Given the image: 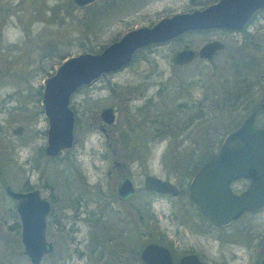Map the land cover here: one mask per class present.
<instances>
[{
	"label": "rangeland",
	"instance_id": "374dc122",
	"mask_svg": "<svg viewBox=\"0 0 264 264\" xmlns=\"http://www.w3.org/2000/svg\"><path fill=\"white\" fill-rule=\"evenodd\" d=\"M190 7L189 0H94L81 8L75 7L71 0H0V66L11 70L1 84L10 86L22 102L30 95L36 110L35 91L41 87L42 79L53 73L61 58L97 52L129 29L150 25L162 16ZM248 30L258 40L250 55L252 46L249 40L245 41L250 46L248 42L242 44L243 34L219 31L184 33L137 50L126 67L102 76L71 96L74 146L66 160L43 158L39 169L32 171L30 162L19 166L0 161V179L4 183L16 190L27 178L42 195L53 198V212L64 214L65 224L76 218V238L80 244L74 246L65 231L58 235L50 227L47 239L56 243L52 254L45 256L41 264H107V260L109 264H132L130 251L125 262L112 259L117 247L136 251L141 243L157 241L161 233L174 245L176 255L188 247L185 237L175 242L172 235L185 233L177 226L178 221L196 217L186 195L188 168L193 169L203 161L204 153L197 155L201 145L232 130L248 114L250 106L264 98V12L252 19ZM211 40L225 44L211 61L195 58L186 65L171 64V54L183 44L196 51ZM241 46L246 55L239 56ZM233 65L238 71L236 75L247 77L246 82L251 85L238 105L231 108V98L223 101L224 94L220 95L218 90L235 88L230 84L223 86L219 81L222 74L234 75ZM190 81L193 84L188 85ZM211 81L214 85H210ZM238 89L241 87L233 90ZM212 91L218 92V96L211 97ZM204 94L207 98L200 117L198 107L190 102L200 100ZM210 98L220 101L214 107ZM178 104L191 107L180 109ZM106 106L114 111L111 125H104L98 116L99 110ZM160 120L167 125L163 138ZM31 122L25 128L31 139L20 149L21 160L33 159L45 142L46 122L42 114H33ZM253 125L264 127L262 113L255 115ZM193 148L197 154L192 153ZM211 149L214 152L215 146ZM123 175L129 176L136 188V195L126 203L118 202L114 193ZM145 175L171 181L178 195L146 194L142 190ZM112 199V211H108L105 202ZM13 205L0 185V264H29L22 254L18 234L11 229ZM137 205L153 215V218L144 216L141 237L135 235L131 222L122 219L132 218L133 206ZM90 212H100L113 223L119 218L126 229L118 244L112 246V257H107L108 248L104 253L106 259L98 263L90 250L94 224ZM239 241L246 244L244 239Z\"/></svg>",
	"mask_w": 264,
	"mask_h": 264
},
{
	"label": "water",
	"instance_id": "95a60500",
	"mask_svg": "<svg viewBox=\"0 0 264 264\" xmlns=\"http://www.w3.org/2000/svg\"><path fill=\"white\" fill-rule=\"evenodd\" d=\"M71 1L81 8L94 0ZM262 9L264 0H217L203 8L174 12L150 25L129 29L97 52L64 57L53 73L41 82V104L48 123L46 154L55 155L61 150L67 152L72 146L74 118L68 105L78 88L90 86L103 75L123 69L141 48L167 42L189 32L239 30L255 11ZM223 47L221 41L211 40L194 51L185 43L173 51L170 62L174 66H182L195 57L211 61ZM257 109L264 113V99ZM254 114L255 110L222 137L217 151L196 170L186 187L187 196L200 213L217 226L228 224L244 210L264 208V128L253 127ZM100 118L103 123L111 124L114 119L112 109L102 108ZM249 176L252 179L241 195L230 192L228 183L231 179ZM142 187L145 191L160 194H178V189L169 180L152 175L143 177ZM4 192L15 201L22 253L30 264H39L42 255L52 247L44 238L49 203L37 190L15 192L5 187ZM116 193L120 198L131 195V180L122 179ZM139 258L142 264H203L191 253L182 255L173 263L165 247L150 242L143 246Z\"/></svg>",
	"mask_w": 264,
	"mask_h": 264
},
{
	"label": "flooded vegetation",
	"instance_id": "af4514ba",
	"mask_svg": "<svg viewBox=\"0 0 264 264\" xmlns=\"http://www.w3.org/2000/svg\"><path fill=\"white\" fill-rule=\"evenodd\" d=\"M215 1H217V0H189L190 5H192V7H190L188 10H184V11H190L194 8H203L208 4L214 3ZM261 12H264V9L255 11L253 13V15L250 17V19L239 30L232 31V30H223V29H211V30L197 31V32L201 33V32L219 31V32H228V33L229 32H234V33L236 32L237 34L238 33L243 34V37L241 40L242 44L248 42L247 45L250 46L249 41L251 43L252 48L250 47L251 49L248 53V55H250V54H252V50L255 49V46H256L255 44H258L257 43L258 40H256V38L254 36L252 37L251 32H249L248 28H249L250 24L252 23V19ZM189 33H195V32H189ZM249 35H251V36H249ZM245 40H249V41H245ZM262 47L264 49V46H262ZM224 48H225V44H224L223 49ZM222 50H220V51H222ZM220 51H218L217 53H219ZM238 51L242 52V54H239V56H243V55L247 54V53H244L242 51V46L240 48L238 47ZM0 56L2 57V54H0ZM1 57H0V59H2ZM195 58H197V57H195ZM197 59H199V58H197ZM199 60L203 61L204 59H199ZM192 61H190L189 63H191ZM10 72H11V70L9 68L7 69V68H3L0 66V161H2V162L4 161L8 165L15 163L19 166L22 163L26 164V163L30 162V164H29L30 171H32L33 169H35V170L39 169V166H40L39 161H40V159L42 160L43 158H45L46 160H49V161H55V160L60 159V158L62 160H66L69 157L71 149L74 146V133H73V131H74V124H75V114H74L73 110L70 108V103H69L68 107L72 111L73 118H74L73 130H72V133H73L72 146L69 149H67V152H65V150H61V151H58L55 155H47L45 150H46V146H47L48 123H47V118L44 115L43 107L41 104V87L37 88L35 91L36 94H34L35 103H36V110H35V108H33L31 105L30 95L26 96L27 97L26 100H24L22 102L18 98L15 97L13 92H11L10 86H6V85L1 84L3 79L5 77L9 76ZM190 82H192V81H190ZM87 87H89V86H87ZM81 88H85V87H81ZM78 89H80V88H78ZM220 90H222V89H220ZM205 95L206 94H204L200 100H192L190 102V103L193 102L196 104V106L198 107V110H199V114H200L199 116L200 117L203 116V107L202 106H204L203 102L207 98ZM214 96L215 95H211V97H214ZM263 99L264 98H262L256 104L251 105L249 108L248 114H250L254 110H255L254 117L256 114L262 113L259 109H257V106L259 105V103ZM70 102H71V97H70ZM188 106H187V104H185L184 109L188 110V108H187ZM106 107H108V106H106ZM189 107H191V106H189ZM102 108H105V107H102ZM100 110H99L98 116H99L100 121L102 122V120L100 118ZM112 111H113V109H112ZM39 113L42 114V116L46 122V130L44 132L45 133L44 145H41L38 148V152L33 159L27 157V158L21 160L20 149L31 139L30 134H27V133L25 134V128H26L27 124L30 125V123H32L31 122L32 115L33 114L38 115ZM262 114L264 115V113H262ZM113 115H114V111H113ZM21 117H24V119H21ZM25 119H27V121H26L27 123L24 121ZM241 121H239V123ZM113 122H114V119H113ZM113 122L111 124H113ZM102 123H101V125H102ZM239 123H237V125ZM103 124L104 125H111V124H105V123H103ZM253 127H256V126L253 125ZM261 128H264V127H261ZM102 131H105V128H102ZM226 133L227 132H225L222 135V137ZM35 134H38V132H35ZM222 137L219 138L218 140H217V137L215 139L211 138L210 146L208 145V143H205V145H201V149H198L199 153L194 148L191 150L192 153H195V154L198 153L197 155L200 154V156H203V153H204V156H203V161L199 162L197 164V166L195 165V167L193 169L188 168L189 169L188 170L189 171L188 182L191 179V177L193 176V174L196 172V170L202 164L207 162L208 159L217 151L218 145H219ZM213 146H215L214 152L211 149ZM205 156H208V158L206 159ZM124 178H129L131 180V178L129 176H124V175L122 176L121 180ZM251 179H252V177H250V176L231 179L228 183V188L232 194L239 196L248 188V185H249ZM0 181H2V180L0 179ZM120 181L117 183L115 190H114V193H115V196H116L118 202L126 203L136 195V188L133 184V181L131 180L132 186H133V193L129 196L124 197V198H120L116 193V188H117L118 184L120 183ZM188 182H187V185H188ZM0 185L3 189V191H4L5 187H8L10 190L15 191V192H27V191H31V190H37L39 192V195L42 198L46 199L49 203L50 210L45 216L44 238H45L46 242L51 243L52 247H51V250L49 252L42 255V258H41L39 264L42 263V260L45 256L52 254V252L54 250V244L56 242L54 241V239H52V240L47 239L48 236L50 235L49 234L50 227L55 228L56 231L58 232V235H61L60 233L65 231L66 235L69 236L68 240L70 242H72L73 244H75L74 246L78 245V243L80 241L78 238H76L77 237V231H78V228L76 227V224H75L76 218L72 217V221L65 224L64 214L53 212L54 211L53 198L51 199L50 197L48 198L47 196L42 195L41 190L39 188H37L35 185L31 184L29 182V179L26 178L22 182L20 188H18L16 190L12 189L7 183H4L3 181H2V183L0 182ZM187 185H186V187H187ZM142 190L144 192H146V194L165 195V194H160V193L153 192V191H145L143 189V187H142ZM178 193H179V191H178ZM4 194L6 195L5 192H4ZM186 195H187V193H186ZM6 196L11 201H13V204H14L15 201L10 196H8V195H6ZM76 198H78V197H76ZM187 198H188L189 205L194 209V213H195L196 217L189 216V217H187V219L184 222L178 221L177 226L182 227L183 231H185V233L181 234L182 236H180V235L178 236V232L177 233L173 232L172 235L174 237L175 242H179V241H181V237H185L184 241L187 243L186 245L188 247H186L184 250L181 251L180 254H177V255L175 254V251L173 249L174 245L171 243V241H169L164 236V234L161 233L160 237L157 238V241H147L145 243H141V245L139 246V248L136 251L135 250H129V249L127 251H125L126 249H124L122 247L120 248L118 246L117 248L119 250L118 249L115 250V252L113 253V257H112V255H111V249H113L112 246H116L118 244L117 241L120 240L121 236L126 234V229L124 227H122V221L118 218L113 223L110 218L102 215L100 212H98V213L96 212L97 214L93 213V212H90L89 214L87 213L88 215H91L94 218V224L92 225L93 230L91 227L92 233L90 234V237H91L90 243L92 246V248L90 250H91V253L93 255H95L96 263H98L99 261H101L103 259H106V258H104L105 257L104 253L109 248L110 252H109V255L107 257L111 256L112 259L115 260L116 262H119V261L123 262L124 259L127 261V257H128L127 255H128V252L130 251V253L132 254V259H133L132 264H142V262L139 258V253H140L141 249L143 248V246L146 243L150 242V243H155V244H158L160 246L165 247L171 256L173 263H175L178 260V258L181 257L182 255L187 254V253H191V254L196 255L202 261L203 264H264V218L261 219V216H264L263 215L264 214V208L257 210V211L244 210L241 213H239L235 218H233L232 221L229 222L228 224L223 225V226H217L213 222H211L208 218H206L204 215H202L200 213V211L197 209L196 205L193 203V201L188 196H187ZM77 202H78V200H77ZM112 202H113V199L105 202V207L107 209H109L110 211H112V209L110 207V204ZM133 207H135V213L132 212V218L134 219V222H132V218H127L125 220V218L122 217V219H124V221L126 223L131 222L132 225H134L133 230L135 232V235L137 237H141L142 233L144 232V231H142L143 227H144L143 226V224H144V212L142 211V209H140L138 207V205L133 206ZM151 213H150L151 218H153V215ZM74 215L77 216V214H74ZM10 216L12 217V220H14V222L11 225V229L14 230L18 234L19 243H20V221L18 219V215L15 211L14 205H13V210L10 211ZM246 216H248V218ZM174 217H175V215H174ZM240 239H244L246 241V244H243V245L240 244L239 243ZM214 245H215V248L213 247ZM20 246L22 247L21 243H20ZM238 249H241V250L238 252L237 251ZM123 250H124V252H123ZM79 253L81 254L82 252L80 251ZM79 253H78V257L81 256ZM106 263L109 264L110 261L107 260Z\"/></svg>",
	"mask_w": 264,
	"mask_h": 264
},
{
	"label": "trees",
	"instance_id": "16d2710c",
	"mask_svg": "<svg viewBox=\"0 0 264 264\" xmlns=\"http://www.w3.org/2000/svg\"><path fill=\"white\" fill-rule=\"evenodd\" d=\"M90 52H92V51H90ZM137 52H135L134 56L136 55ZM62 59L63 58H61L60 60H62ZM247 63L249 64L250 62H247ZM235 69H236V67H235V65H233V67H232V74H234L233 76H230L228 73H225V74H222L221 77H220V79H219V81L221 80V83L220 84H222L223 86L230 84L231 87H235V88L241 87V89H238V90H233L235 88H231V89L226 88V89L218 90V91H220L219 92L220 95L224 94V97L222 98V99H224L223 101H226L227 102L231 98V100H232L231 105H230L231 108H234V107H236V105H238V103L243 98V96L248 93V87H249V85H251V84H247V82H246L247 79H248L247 77H245L243 75H241V76L236 75V72H238V71H236ZM215 83L217 84L218 82L215 81ZM191 84H193V82H188V85H191ZM210 85H214V81H211ZM212 93H213V95H215L214 97H217L218 96L217 95L218 92L212 91ZM210 100L212 102H215L214 103V107L220 101L217 98H215V100H212V98H210ZM184 106L185 105H183V104H178L177 105V107L180 108V109H184ZM170 118H168L167 120H170ZM157 119L158 118H156L155 120H153L151 122L154 123V121H156ZM160 122H161V124L159 126L160 127V133H162L161 134V138H163V136H165L164 135L165 134L164 132H166L163 128L166 127L167 125H163L164 122H162L161 120H160ZM236 125L237 124H235V126ZM207 143L210 146V142L208 141ZM205 157H206V159L208 158V156H205ZM107 210L110 211L109 209H107ZM148 214H150V213H146V211L144 212L145 218H151V215H148Z\"/></svg>",
	"mask_w": 264,
	"mask_h": 264
}]
</instances>
